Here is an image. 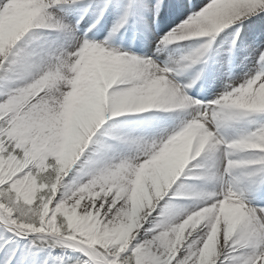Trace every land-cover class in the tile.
I'll list each match as a JSON object with an SVG mask.
<instances>
[{
	"label": "snow or ice",
	"instance_id": "obj_1",
	"mask_svg": "<svg viewBox=\"0 0 264 264\" xmlns=\"http://www.w3.org/2000/svg\"><path fill=\"white\" fill-rule=\"evenodd\" d=\"M261 14L0 0V264H49L50 238L56 264H264V47L241 35Z\"/></svg>",
	"mask_w": 264,
	"mask_h": 264
},
{
	"label": "bare ground",
	"instance_id": "obj_2",
	"mask_svg": "<svg viewBox=\"0 0 264 264\" xmlns=\"http://www.w3.org/2000/svg\"><path fill=\"white\" fill-rule=\"evenodd\" d=\"M197 2H202V0H193V3H197ZM182 18H183L182 16L179 18L173 17L169 21H167V23L170 24L171 27H175L176 23H179V20ZM115 19H116L115 15H107L105 21L102 22L103 27L105 29L110 28L112 23L115 22ZM235 27H237V25H232L229 28L224 29L219 34V36H217V42L219 44H223L224 49H227L230 46V41H231V36L225 35V33H232ZM241 35L244 37L245 43H251L254 47H264V14H261V16L259 17H253L251 20H245L244 28H243ZM100 38L102 39L103 37H100ZM202 39H206V38L192 37L190 38V41H185L183 43L187 44V43H191V42L202 40ZM124 41H125V46H128L131 43V33H129L128 36L124 37ZM137 44L139 45V47L135 48L134 50L139 51L141 48H143V45H141L139 41H137ZM245 54L246 53H244L243 51L237 54L238 55V59L236 60L237 65L240 64L241 62L240 58H242ZM243 70H246V69H243ZM243 70L240 67H236L233 69V74L240 75L242 74ZM222 87H223L222 83L217 81L211 87H206L205 90H207L211 95L213 94L215 95L218 91L222 90ZM153 111H160L162 115H166V113H163L162 110H153ZM138 115H144V114L129 113V114H125L124 118H135ZM113 119L120 120L123 118H113ZM194 171H198V170L194 169ZM177 199L191 201V200H194L195 197L194 196L178 197ZM45 235H50V234H45ZM55 250L58 253H62L59 256L64 255L63 247H56ZM49 251L51 252V257H52V259L49 261V264H56V260H55V258L57 257L56 254L53 253L51 249H49ZM75 253H78L79 256L81 255V253L74 252L72 249L67 250V254L70 256H74Z\"/></svg>",
	"mask_w": 264,
	"mask_h": 264
},
{
	"label": "rangeland",
	"instance_id": "obj_3",
	"mask_svg": "<svg viewBox=\"0 0 264 264\" xmlns=\"http://www.w3.org/2000/svg\"><path fill=\"white\" fill-rule=\"evenodd\" d=\"M49 236H50V235H49ZM52 243H54V239H51V238L48 239V240H44V241H38V244H42L43 247L46 248V249H48V250L51 249V248H50V245H51ZM53 253H55L56 256H59L60 254H62V253H58V252H56V250H54ZM81 255H82V254H81ZM74 256H79V254H78V253H75Z\"/></svg>",
	"mask_w": 264,
	"mask_h": 264
}]
</instances>
